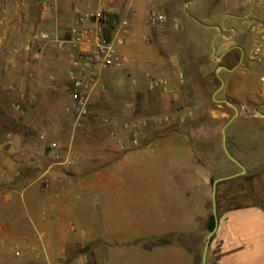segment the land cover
Returning <instances> with one entry per match:
<instances>
[{
    "label": "crops",
    "instance_id": "1",
    "mask_svg": "<svg viewBox=\"0 0 264 264\" xmlns=\"http://www.w3.org/2000/svg\"><path fill=\"white\" fill-rule=\"evenodd\" d=\"M6 3L7 0H0V5ZM15 3L19 7L11 19L16 34L20 38L26 35L25 21L31 20L34 30L25 48L18 52L29 53L27 48H31L34 59L22 65L18 83L22 97L31 102L30 113L36 118L31 128L32 156L27 160L7 156L0 159V264H110L109 244L100 239L98 232L104 223L96 196L104 189L119 193L129 188L120 177L103 171V165L119 150L124 156L130 150L145 153L149 152L147 149L164 147L166 151L161 157L166 154L171 159L174 171L146 173L145 190L151 186L147 181L157 178L159 196L174 206L179 204L177 196L183 193L182 187L212 195L213 175L200 170L195 156L198 135L192 134L193 127L189 134L187 129L169 126L177 117L175 111L197 105L199 79L211 83L214 73L219 75L224 70L231 75L245 65L241 66L231 53L243 47L229 41L231 36L224 33L215 14L213 18H200L202 0H37L38 10L32 14L25 9L24 0ZM99 6L111 11L106 28L111 38L124 39L123 44L116 45L123 60L120 65L100 72L77 145L64 143L59 132L66 129L69 136L74 133L73 116L66 112L72 103L66 90L72 69L71 48L59 50L54 41H35L33 35L45 32L68 37L75 27L93 25L94 21L86 16ZM149 7H156L170 20L160 25L149 24ZM4 9L0 12V47L7 36L4 31L8 17ZM247 66L246 63L244 67ZM152 78L163 80L166 90L150 89ZM238 82L248 83L241 77ZM224 83L225 92L232 93L231 81L226 79ZM256 99L258 107L254 111L246 105L239 108L229 99H218L220 104L231 102L240 112L226 127L227 147L231 155L236 147L239 149L232 156L253 175V189L261 202H248L221 212L207 254L211 264H264V116L255 113L261 105L258 92ZM207 112L213 125L218 122L221 133L236 115V109L232 115L225 109ZM132 116L137 119L133 125L139 124L137 138L125 120ZM221 121L223 126H219ZM156 123L163 124L158 131ZM114 135H129L130 139L116 142ZM52 140L64 154L72 145L79 154L74 165L59 162L48 148ZM16 166H21L20 171L8 175L9 169ZM209 216L208 212L202 225L195 226L199 249L203 236L210 233L205 235L203 229ZM161 227L162 236L180 233L176 225ZM13 248L19 249L21 256H15ZM183 250L177 243L163 245L159 264H200L197 255H184Z\"/></svg>",
    "mask_w": 264,
    "mask_h": 264
},
{
    "label": "rangeland",
    "instance_id": "2",
    "mask_svg": "<svg viewBox=\"0 0 264 264\" xmlns=\"http://www.w3.org/2000/svg\"><path fill=\"white\" fill-rule=\"evenodd\" d=\"M24 1L26 2L24 7L29 14L36 13L38 10L37 0ZM18 7L19 5H16L15 0H7L5 5H0V12L6 8L8 17L5 21L7 29L4 31L7 33L6 42L0 47V159L7 156L27 160L32 156L30 153L31 135H33L31 128L32 120L36 116L30 113L31 102L22 97L18 81L22 69H24L22 65L34 59L31 48H27L29 53H26L25 50L22 54H18V52L21 48H25L27 39L34 30L31 27V20L25 21L27 23L26 35L20 38L16 34L13 26L14 21L11 18ZM199 12L200 18L210 17L213 14L218 17L224 33L231 36L229 41H235L243 47L242 49H233L232 55L238 59L241 66L248 64L247 68L243 65L231 75H227L224 70L219 75L214 73L211 83L206 84L199 79L196 84L198 90L197 105H187L181 111H175L177 117L174 118L171 125L169 124L170 128L176 127L181 131L187 129L189 134L193 127L192 134L198 135L199 146L195 149V156L199 168L211 173L213 175L211 182H213V179L242 171L240 165L227 155L223 145L221 127L218 128V122L213 125L207 110L225 109L229 110L231 115L235 113V109L226 102L221 104L218 102V99L222 98L229 99L239 108L246 105L250 111H254L258 107L256 99L257 79L261 69L248 60L247 54L253 39L247 27L251 17L259 13V9L257 0H215V2L214 0H202ZM240 77L248 83L240 85L238 82ZM225 78L231 81L229 89L232 93L225 92V83H223ZM26 85L29 92L31 85L30 83ZM196 111H198V115ZM125 120L128 121L129 126L127 127L132 126L131 134L137 138L139 124L137 122L133 125L137 119L132 116ZM245 123L250 124L248 121ZM251 124H255V122L251 121ZM159 125L163 124L156 123L155 130L160 129ZM223 125L224 122L221 121L219 126ZM73 130L74 133L71 132L70 136L66 129L59 132V138L64 143L68 141L77 145L82 135L83 126L75 130L73 125ZM128 130L130 134V129ZM112 138L117 142V140L130 139V136L120 138L114 135ZM54 144L52 140L48 148L56 156L60 150L58 147H53ZM147 150L149 152L145 153L130 150L124 156H122L123 152L119 150L118 153L112 155L108 163L103 165L105 168L103 171L120 177L128 183V186L126 184L124 186L129 188V190L119 193L104 189L101 194L96 196L99 202L98 209L101 211L100 216L104 223L98 232L101 234L100 239L109 244L110 264H159L160 247L167 246L172 242L183 247L184 255L190 254V252L197 255L200 264H203V248L207 237L203 236L199 249V245L195 243V234L197 232L196 227L198 224L202 225L201 222L208 212L210 215L213 214L212 195L204 194L201 189L199 191L196 188L186 189L182 187L183 193L177 196V203L179 204L174 206L169 200L166 204L159 196L157 178L149 179L147 182L151 186L149 190H145L144 183L146 180L144 176L146 173L158 175L159 173L167 174L174 171V163L171 159L166 154L164 158L161 157L162 152L166 151L164 147H154ZM234 151L233 156L239 152V149L236 147ZM20 167L16 166L9 169L7 174L13 176L14 173L20 171ZM249 173L247 170L241 175L218 183L216 195L218 218L221 212L227 208L248 202H261L253 189V175ZM17 174L20 176L21 173ZM185 192L188 193L185 194ZM179 200L180 202H178ZM165 215L166 220H164ZM209 220L207 225L203 227L205 235L210 231ZM162 224L163 226L166 224L168 226L176 225L180 233H168L162 236L160 235ZM206 264L211 263L208 260Z\"/></svg>",
    "mask_w": 264,
    "mask_h": 264
},
{
    "label": "built area",
    "instance_id": "3",
    "mask_svg": "<svg viewBox=\"0 0 264 264\" xmlns=\"http://www.w3.org/2000/svg\"><path fill=\"white\" fill-rule=\"evenodd\" d=\"M257 3L259 13L251 17L247 27L253 39L247 55L248 60L261 69L257 79L261 105L255 113L264 116V0H257ZM146 16L151 25L165 24L170 20L168 15L160 12L156 7H149ZM86 18L93 20L94 24L80 28L75 27L71 29L68 37L60 38L45 32H37L33 35L35 41H54L59 50L71 48L69 58L72 69L69 73L70 84L66 90L72 103L66 108V112L72 114L75 130L84 125V121L89 115L92 94L100 72L106 68L120 65L123 60L118 56L116 49V45L123 44V37L114 39L106 37L111 11L99 6L93 14L87 15ZM123 24L126 28L127 21H124ZM124 31L127 32V29ZM159 87L166 90V83L159 78H152L149 88ZM56 158L61 164L72 166L79 159V154L70 145L65 154L58 152ZM46 247L47 245H45V249ZM13 251L17 257L22 254L19 249L13 248Z\"/></svg>",
    "mask_w": 264,
    "mask_h": 264
},
{
    "label": "water",
    "instance_id": "4",
    "mask_svg": "<svg viewBox=\"0 0 264 264\" xmlns=\"http://www.w3.org/2000/svg\"><path fill=\"white\" fill-rule=\"evenodd\" d=\"M224 83V82H223ZM228 104L232 105L235 109H236V115L225 125V127L223 128V144H224V148H225V151L227 153V155L232 159L234 160L236 163H238L241 167H242V171L236 173V174H232V175H228V176H225V177H220V178H217L214 180L213 182V191H212V198H213V213L215 215V219H216V224H215V227L213 230L210 231L208 237H207V240H206V243H205V246H204V250H203V256H202V262L203 264H206V261H207V254H208V250H209V247H210V243H211V240H212V237L216 231V228H217V223H218V213H217V200H216V195H217V187H218V183L222 180H225V179H229V178H233V177H236L238 175H241L243 173L246 172V168L235 158L231 155L230 151L228 150V147H227V134H226V127L234 120V118L240 113L239 110L236 108V106L234 104H232L231 102L227 101Z\"/></svg>",
    "mask_w": 264,
    "mask_h": 264
},
{
    "label": "trees",
    "instance_id": "5",
    "mask_svg": "<svg viewBox=\"0 0 264 264\" xmlns=\"http://www.w3.org/2000/svg\"><path fill=\"white\" fill-rule=\"evenodd\" d=\"M106 37H107L108 39H111L110 30H106ZM213 181H214V179H213ZM215 224H216L215 215L212 214V215L210 216V220H209V230H210V231L214 229Z\"/></svg>",
    "mask_w": 264,
    "mask_h": 264
}]
</instances>
